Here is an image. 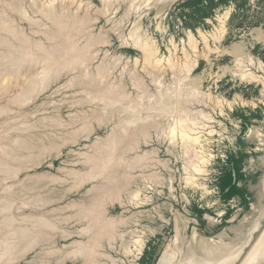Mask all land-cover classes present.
Segmentation results:
<instances>
[{
	"label": "rangeland",
	"instance_id": "rangeland-1",
	"mask_svg": "<svg viewBox=\"0 0 264 264\" xmlns=\"http://www.w3.org/2000/svg\"><path fill=\"white\" fill-rule=\"evenodd\" d=\"M263 233L264 0H0V264H245Z\"/></svg>",
	"mask_w": 264,
	"mask_h": 264
},
{
	"label": "bare ground",
	"instance_id": "bare-ground-1",
	"mask_svg": "<svg viewBox=\"0 0 264 264\" xmlns=\"http://www.w3.org/2000/svg\"><path fill=\"white\" fill-rule=\"evenodd\" d=\"M45 48V47H44ZM28 58V57H27ZM63 63L65 62V61H62ZM61 62V63H62ZM58 64V63H57ZM64 65V64H63ZM10 68V67H9ZM15 70V69H14ZM181 72V71H180ZM180 74V73H179ZM183 81V80H182ZM100 231V230H99ZM264 234V233H263ZM262 234V235H263ZM264 236V235H263ZM258 239H260V238H258ZM260 241H262V240H260ZM255 242H257L256 240H255ZM262 243V242H261ZM260 244V243H259ZM263 244H264V242H263ZM258 245V244H257ZM253 246V245H252ZM224 251V250H223ZM91 253V252H90ZM221 254V253H220ZM248 254V253H247ZM250 254H252V253H250ZM226 254H221V255H218V256H216L217 257V264L219 263V264H228L227 263V261L225 260H223L226 256H225ZM262 255V256H261ZM234 257V256H233ZM246 257V256H245ZM231 260V259H230ZM164 264V263H163ZM200 264H205V262H201ZM245 264H264V245L261 247V249L260 250H258V252H256V253H254V254H252V255H250V257H249V259H247V262L245 263Z\"/></svg>",
	"mask_w": 264,
	"mask_h": 264
},
{
	"label": "trees",
	"instance_id": "trees-1",
	"mask_svg": "<svg viewBox=\"0 0 264 264\" xmlns=\"http://www.w3.org/2000/svg\"><path fill=\"white\" fill-rule=\"evenodd\" d=\"M228 183H229L230 186L232 185L231 184L232 183V178L231 177H229V182Z\"/></svg>",
	"mask_w": 264,
	"mask_h": 264
}]
</instances>
